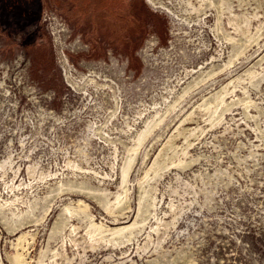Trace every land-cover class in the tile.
Listing matches in <instances>:
<instances>
[{
	"label": "rangeland",
	"instance_id": "374dc122",
	"mask_svg": "<svg viewBox=\"0 0 264 264\" xmlns=\"http://www.w3.org/2000/svg\"><path fill=\"white\" fill-rule=\"evenodd\" d=\"M133 1L0 0V264H264V0Z\"/></svg>",
	"mask_w": 264,
	"mask_h": 264
},
{
	"label": "flooded vegetation",
	"instance_id": "af4514ba",
	"mask_svg": "<svg viewBox=\"0 0 264 264\" xmlns=\"http://www.w3.org/2000/svg\"><path fill=\"white\" fill-rule=\"evenodd\" d=\"M110 0H88L89 15H92L93 26H98L104 31L129 32V37L123 41H116L114 44L125 47H134L145 36L147 28L144 18L140 15L138 5L135 1L129 2L117 12L111 11L108 7ZM111 3V2H110ZM111 42V41H108ZM112 44V45H114Z\"/></svg>",
	"mask_w": 264,
	"mask_h": 264
},
{
	"label": "built area",
	"instance_id": "2783aa9c",
	"mask_svg": "<svg viewBox=\"0 0 264 264\" xmlns=\"http://www.w3.org/2000/svg\"><path fill=\"white\" fill-rule=\"evenodd\" d=\"M44 21H46V20H44ZM62 26H63V22L61 20L60 21H57L56 27L59 28V29H63Z\"/></svg>",
	"mask_w": 264,
	"mask_h": 264
},
{
	"label": "trees",
	"instance_id": "16d2710c",
	"mask_svg": "<svg viewBox=\"0 0 264 264\" xmlns=\"http://www.w3.org/2000/svg\"><path fill=\"white\" fill-rule=\"evenodd\" d=\"M145 24V23H144ZM125 33V34H124ZM122 35H123V39H125V38H128L129 37V32H123L122 33Z\"/></svg>",
	"mask_w": 264,
	"mask_h": 264
}]
</instances>
